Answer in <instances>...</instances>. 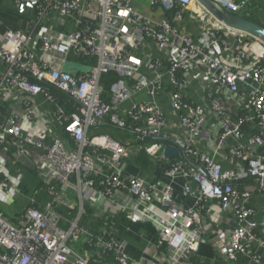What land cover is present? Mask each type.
Masks as SVG:
<instances>
[{
	"label": "built area",
	"instance_id": "2783aa9c",
	"mask_svg": "<svg viewBox=\"0 0 264 264\" xmlns=\"http://www.w3.org/2000/svg\"><path fill=\"white\" fill-rule=\"evenodd\" d=\"M11 1L35 17L10 44L0 36V102L22 103L17 113H0V264H105L109 256L130 264L114 241L80 225L83 203L97 200L130 219L157 208L183 216L193 234L169 264H192L189 255L200 246L196 217L215 203L235 221L215 242L225 263L262 264L253 250L264 251L255 232L260 223L248 205L264 196V44L218 23L195 0H139L147 8L133 0ZM213 1L264 25V0L254 14L251 0ZM187 21L196 34L184 31ZM40 105L47 109L37 128ZM167 146L178 155L166 159ZM28 147L44 151L37 171L53 197L44 206L20 191L22 176L8 166ZM142 154L164 168L165 182L125 172L126 160ZM179 178L194 184L182 187L194 208L175 202ZM68 189L77 195L78 215L62 229L54 205L65 204ZM17 198L24 204L15 225L1 205L14 206ZM81 239L94 256L68 246Z\"/></svg>",
	"mask_w": 264,
	"mask_h": 264
},
{
	"label": "crops",
	"instance_id": "0c3cea01",
	"mask_svg": "<svg viewBox=\"0 0 264 264\" xmlns=\"http://www.w3.org/2000/svg\"><path fill=\"white\" fill-rule=\"evenodd\" d=\"M244 15L246 14L244 13ZM34 17L35 13L26 11L25 14H20L17 12L11 0H0V36L4 37V42L10 44L13 41L12 33L16 29H24L29 20ZM189 18L186 17L188 21L190 20ZM188 21L184 23V31L196 34L195 27ZM38 31L36 29V35L39 34L37 33ZM48 35L56 39L59 38L58 35L53 33L48 32ZM48 60L53 65H57V61L51 58H48ZM57 67L60 68L58 65ZM41 102L42 100L39 103ZM21 109L22 103L18 98L12 99L8 97L0 102V113L3 116H7V114L12 112L17 113ZM46 109V105H40V109L37 111L39 112L35 121L37 128L44 127L43 119H45ZM202 148L206 150L205 145ZM26 150L27 153L20 158L17 165L9 163L10 173L13 176L21 174L20 191L24 195L34 196L38 205L44 206L51 202L53 198L37 171L44 161V151L33 147H28ZM145 162H148L149 168L146 167ZM223 166L227 167V164L223 163ZM164 171V168L159 163L149 160L146 156L142 158V155L128 159L125 162V172L128 174L138 176L147 172L150 173V178L153 181L159 183L166 181ZM184 184L190 185L193 190L196 189L189 179L179 178L173 184L174 200L177 204H182L187 208H194L196 201L185 197L182 193ZM62 201L65 204H55L54 206L62 217V229H68L70 222L78 215V198L74 191L68 189L64 192ZM83 204L84 215L80 225L91 235L103 241H114L118 246V251L129 258L130 264H169L184 252V244L191 239L193 234L192 226L184 221L183 216L176 215L171 218V214L160 211L158 208L145 213L141 210L136 212L130 219L128 214L118 212L115 207L105 205V202L101 200L93 203L84 202ZM15 205L1 206L11 208L15 207ZM248 206L254 210L256 219L260 223L258 230L255 231L256 235L259 239L264 240V196L254 195ZM19 211L3 212L11 223L17 225L19 223L17 218ZM196 219L199 223L194 229H198L199 235L197 237L199 238L200 246L197 253L189 255L190 262L192 264H226L215 242L222 239V234L220 233L227 234V231L233 230L235 226L233 217L225 215L215 203H208L206 211H200ZM218 234L220 239H217ZM161 237L166 240L163 246L157 248L158 240ZM71 243L72 249L78 254L84 255L86 252L94 256L93 251L88 249L84 239ZM253 250L260 255L262 264H264V251L256 247H253ZM113 261V257L109 256L104 263L114 264Z\"/></svg>",
	"mask_w": 264,
	"mask_h": 264
},
{
	"label": "water",
	"instance_id": "95a60500",
	"mask_svg": "<svg viewBox=\"0 0 264 264\" xmlns=\"http://www.w3.org/2000/svg\"><path fill=\"white\" fill-rule=\"evenodd\" d=\"M215 21L218 23L248 34L264 44V27L258 23L249 21L243 17L233 15L226 10L217 6L213 0H195ZM77 71H87V68L77 67ZM74 69V70H75ZM63 72H72V69H63ZM179 151L173 147L167 146L164 149L163 156L166 159H171L178 155Z\"/></svg>",
	"mask_w": 264,
	"mask_h": 264
},
{
	"label": "rangeland",
	"instance_id": "374dc122",
	"mask_svg": "<svg viewBox=\"0 0 264 264\" xmlns=\"http://www.w3.org/2000/svg\"><path fill=\"white\" fill-rule=\"evenodd\" d=\"M133 1L138 3L139 5H141L142 7H145V8L148 7V5L146 3H143V2H141L139 0H133ZM260 5H261V3H260L259 0H251V4H250L249 7L251 8V10H253V14L256 13V10L259 8ZM243 16H244V18H246L245 17L246 15H243ZM247 19H249L251 21H255V19L252 16H250ZM105 132H106V130H105ZM111 135H113V134H111ZM143 157H145V155L142 154V158ZM22 204H24V202L21 201L20 198H17L15 207H11V208L3 207L2 211H5L7 213L16 212V210L19 211L21 209ZM61 228H63L62 224H61ZM68 246L71 247V248L73 247L71 242H68Z\"/></svg>",
	"mask_w": 264,
	"mask_h": 264
},
{
	"label": "trees",
	"instance_id": "16d2710c",
	"mask_svg": "<svg viewBox=\"0 0 264 264\" xmlns=\"http://www.w3.org/2000/svg\"><path fill=\"white\" fill-rule=\"evenodd\" d=\"M250 16H251V15H250ZM250 16H247V15H246V16H245V17H246L245 19L249 18ZM242 17L244 18L243 15H242ZM252 17L255 19V21H252V22H255V23H258V24L261 25L260 21H259L255 16L252 15ZM247 20H249V19H247ZM249 21H251V20H249ZM262 26L264 27L263 24H262ZM78 61H80V62H82V63H88V64H91V65H94V64L96 63V60H94V59L89 60V61H86L85 59L80 58V59H78ZM109 77H113V75H110ZM104 83H105V82H104ZM52 93H54V95H57L58 98L60 99V101H61L62 103L67 104V105H68L67 107H69V109L71 110V105L68 103L67 98H66L65 96H63L62 94H59V93L56 92V91H52ZM59 135H60L61 137H63V134H62V133H59ZM145 163H146V167L149 168V164L147 165L148 162H145Z\"/></svg>",
	"mask_w": 264,
	"mask_h": 264
}]
</instances>
